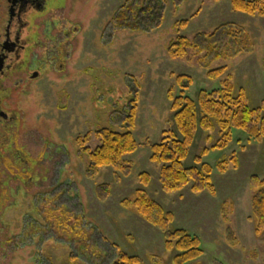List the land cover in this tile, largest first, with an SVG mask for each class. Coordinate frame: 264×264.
Segmentation results:
<instances>
[{
    "label": "rangeland",
    "instance_id": "obj_1",
    "mask_svg": "<svg viewBox=\"0 0 264 264\" xmlns=\"http://www.w3.org/2000/svg\"><path fill=\"white\" fill-rule=\"evenodd\" d=\"M124 2L95 1L86 15L78 14L80 22L68 9L70 22L82 25L76 35L79 41L73 31L68 38H76L68 49V70L74 71L66 85L68 93L58 83L53 90L47 87L37 110L27 118L30 133L39 135L35 134V139L25 135L26 150L34 149L36 154L43 142L53 145L50 150L57 155L53 183H64L56 192L65 190L62 199L68 210L83 215L70 226L81 222V230L88 232L82 236L92 244L86 248L73 243L70 236H46L44 264H110L116 248L142 264H171L172 254L165 251L161 232L132 208L122 206V201L132 200L137 190H144L172 213L173 228L199 239L202 256L192 264H264V233H254L253 190L249 184L252 176L264 178V139L258 143L243 131L231 129L227 146L211 149L225 132L218 126L209 131L199 129L183 162L185 167L196 166L193 158L209 149L202 162L213 168V190L199 194L191 192V183L181 191L164 193L160 166L150 161V147L159 142L163 132L179 138L167 97L169 91L176 96L181 90L177 76L191 79L183 94L194 101L199 91L216 90L228 79L235 92L244 91L250 107L264 102V17L234 11L230 0H165L161 22L153 30L112 32L111 18ZM180 38L192 47L185 57L171 58L169 47L178 44ZM219 68L225 69L219 78L207 76ZM134 92L137 101L132 134L138 145L136 152L124 157L122 170L103 168L94 179L87 178V158L77 140H86L85 147L94 150L100 144L97 132L101 128L125 131L122 120ZM220 162H225L222 172L216 168ZM141 173L149 175L148 187L141 185ZM102 188L107 189L106 195ZM26 190L25 199L19 194L25 206L36 192L24 184ZM13 202L10 192L0 194V203L8 206ZM21 212V208L6 209L3 222L15 224ZM1 247L6 258L0 256V264L33 263L35 249L9 254L6 245Z\"/></svg>",
    "mask_w": 264,
    "mask_h": 264
},
{
    "label": "trees",
    "instance_id": "obj_2",
    "mask_svg": "<svg viewBox=\"0 0 264 264\" xmlns=\"http://www.w3.org/2000/svg\"><path fill=\"white\" fill-rule=\"evenodd\" d=\"M124 1V4L112 17L111 25L120 30L147 32L160 24L165 0ZM230 2L232 9L236 12L264 17V0H230ZM191 47L190 42L180 38L178 44L169 47L168 53L171 58L181 59L186 56V50ZM224 71V68L215 69L208 72L207 76L216 79ZM176 83L181 89L179 94L175 96L169 91L167 97L171 102L170 110L173 113V121L179 138L171 132H163L159 142L150 147V161L160 166L159 182L164 193L181 191L190 183V190L194 194L206 190L212 191L213 168L202 162V156L209 152L208 148L203 149L198 156L193 158L196 166L185 167L183 165L196 132L199 129L202 131L214 130L215 126H218L221 132H225L223 139L211 149L226 147L231 140V129L243 131L259 143L264 139V102L258 107H250L244 91L239 89L235 92L234 86L228 79L222 81L216 90L199 91L195 101L183 94L184 90L191 85L189 77L179 75L176 77ZM136 101V92H134L122 120L125 131L117 132L111 128H101L97 132L100 144L94 150L85 147L86 140H77L76 144L79 146L81 154L87 158L85 171L87 178L94 179L99 170L103 168L122 170L124 157L136 152L138 145L132 134L135 127ZM207 140L210 141V137ZM57 145L55 147L58 148ZM52 146L49 142H43L35 161L31 157L25 156L23 174H12L10 172L11 163L6 161V168L10 175L4 179V185H7L9 189L3 195L6 196L10 192L15 202L8 206L0 203V233L7 235L0 237V249H2L1 243L3 242L7 243L9 254L17 249H35L38 245L33 256L39 257V264H44V261H47L43 254L46 236L55 235L57 238L70 236L72 242L77 245L82 244L86 248L92 245L91 239L82 236L88 232L81 230L83 227L81 222L70 226V222L73 223L83 215L68 210V205L62 199L65 190L56 192V189L64 183L62 181L53 183L55 176L53 177L51 174L55 170L53 163L55 162L56 165L55 156L57 155H54L56 152L53 154V150H50ZM232 161L236 164L235 158H232ZM34 162L35 165H33ZM36 162L39 165V172L33 174L35 172L33 166L36 167ZM224 163L220 162L216 165V168L221 172ZM139 180L144 188L148 187L150 183L148 174L141 173ZM24 184L25 187L32 186L34 190L36 189L35 194L28 198L30 204L26 206L20 203L22 198L25 199V193H27V190L24 191ZM249 184L253 190L251 213L254 233L256 236H261L264 233V178L252 176L249 179ZM102 192L105 195L108 193L106 188H102ZM20 193L24 196L21 199ZM122 206L132 208L140 218L161 232L164 249L172 254L171 264H192L201 258L202 249L199 239L183 229L173 228L174 216L172 213L166 212L144 190H137L132 200L122 201ZM8 208H21L22 210L17 217L16 227H14L15 224L3 222L2 217ZM50 240L55 241V238L51 237ZM114 256L110 264H142L137 257L118 252L117 248Z\"/></svg>",
    "mask_w": 264,
    "mask_h": 264
},
{
    "label": "flooded vegetation",
    "instance_id": "obj_3",
    "mask_svg": "<svg viewBox=\"0 0 264 264\" xmlns=\"http://www.w3.org/2000/svg\"><path fill=\"white\" fill-rule=\"evenodd\" d=\"M95 1L98 0H0L1 195L9 189L4 185V179L10 175L6 161L11 163L12 174H23L25 156L30 158L32 153L33 161L38 158L40 151L34 154V149L26 150L23 141L25 135H32L34 139L37 136L35 134L39 135L37 132L30 133V119L27 118L37 110L42 91L47 87L53 90L58 83L64 88L62 91L68 93L66 85L74 73L68 70V49L82 27L80 23L70 22L68 9L80 22L78 14L86 15ZM68 25L73 27L72 30ZM110 26L112 32L120 30L114 25ZM72 31L74 39L68 41ZM38 166L36 162L33 174L39 172ZM2 236L7 235L0 233ZM1 244L7 247V243ZM4 251L5 248H2V258H6ZM22 251L17 249L14 252L20 254ZM33 264H39L38 256L33 257Z\"/></svg>",
    "mask_w": 264,
    "mask_h": 264
}]
</instances>
